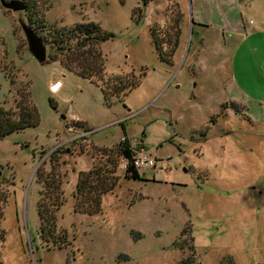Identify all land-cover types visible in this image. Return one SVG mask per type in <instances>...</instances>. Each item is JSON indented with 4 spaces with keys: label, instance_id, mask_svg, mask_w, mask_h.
I'll list each match as a JSON object with an SVG mask.
<instances>
[{
    "label": "rangeland",
    "instance_id": "1",
    "mask_svg": "<svg viewBox=\"0 0 264 264\" xmlns=\"http://www.w3.org/2000/svg\"><path fill=\"white\" fill-rule=\"evenodd\" d=\"M141 7V0H51L46 13L50 26L93 22L113 34L100 46L107 78L134 75L139 84L107 103L97 84L51 61L68 56L50 45L48 61L38 62L25 13L0 2V61L7 55L18 83L31 82L41 115L36 129L0 141V195L8 198L2 263L264 264V0H155L140 19ZM178 16L181 44L170 64L151 28L164 30ZM55 79L64 87L52 95ZM16 99L0 70V107L14 109ZM123 138L137 139L156 166L129 180L118 159L119 183L103 196L101 213L75 212L79 173L108 163ZM57 149L66 176L57 229L70 241L61 249L40 237L36 177L51 171Z\"/></svg>",
    "mask_w": 264,
    "mask_h": 264
},
{
    "label": "trees",
    "instance_id": "2",
    "mask_svg": "<svg viewBox=\"0 0 264 264\" xmlns=\"http://www.w3.org/2000/svg\"><path fill=\"white\" fill-rule=\"evenodd\" d=\"M23 2L27 25L42 39L43 43L50 45L56 52L68 56L66 60L51 57V61H59L68 71L74 72L81 77L97 84L104 95L107 103L113 98L121 99L124 95L135 89L139 80L133 75L126 79L122 77L107 78L105 72V58L100 50L102 43L113 37V34L105 32L96 23L77 24L72 28L60 29L50 26L46 20V13L51 8V0H20ZM155 0H141L142 7L136 14L143 18L145 10ZM183 18L178 16L167 24L166 29L151 28L153 43L160 58L170 64L174 63L176 52L181 44ZM166 47V49H165ZM79 69H75V67ZM0 70L10 79L12 86L17 93L14 109L0 107V141L7 136L25 131L36 129L41 124V115L31 99V82L18 83L17 68L8 63L7 55L0 61ZM80 126V125H79ZM116 150V151H115ZM108 163L94 167L89 171L80 172L75 192V212L85 215H97L102 211V198L115 190L119 183L116 174L119 167V160H124L128 164L125 177L129 180H143L140 170L134 167V153L129 144H119L116 149L110 150ZM116 153V155H115ZM45 154V151L42 152ZM115 155L116 158L113 156ZM61 151L57 149L51 156L50 172L40 168L37 172V183L42 187L40 200L38 203V213L40 217V237L49 245L50 243L64 248L70 245L66 232L59 233L57 229V215L65 204L63 185L65 174H61V167L65 164L60 163ZM111 157H113L111 159ZM110 164V166H109ZM0 227L5 218L4 207L8 198L3 201L0 195ZM4 203V205H3ZM186 233V231L184 232ZM5 234L0 229V240H4ZM50 247V246H49ZM120 261H129L128 256L121 255ZM0 264H4L0 261ZM185 264H188L185 262ZM221 264H235L232 258H225Z\"/></svg>",
    "mask_w": 264,
    "mask_h": 264
},
{
    "label": "water",
    "instance_id": "3",
    "mask_svg": "<svg viewBox=\"0 0 264 264\" xmlns=\"http://www.w3.org/2000/svg\"><path fill=\"white\" fill-rule=\"evenodd\" d=\"M1 5L4 9L12 12H23L25 10L24 4L20 0H0ZM192 24H194V20L192 19ZM25 37L28 42V48L32 55L38 60V62L44 64L48 61V48L43 43L42 39L38 36V34L33 31L27 25H22ZM2 176V172L0 171V178Z\"/></svg>",
    "mask_w": 264,
    "mask_h": 264
},
{
    "label": "built area",
    "instance_id": "4",
    "mask_svg": "<svg viewBox=\"0 0 264 264\" xmlns=\"http://www.w3.org/2000/svg\"><path fill=\"white\" fill-rule=\"evenodd\" d=\"M63 86L64 84L62 80L55 79L49 84V93L52 95H57L61 91ZM71 129L74 130L73 127ZM121 144L130 145L131 150L134 153L133 164L137 170L141 171L143 169L156 166V162L146 154L144 147L140 142H138L137 139L131 142L128 138H123L121 140ZM127 166H128L127 163L123 165L125 170L127 169Z\"/></svg>",
    "mask_w": 264,
    "mask_h": 264
},
{
    "label": "crops",
    "instance_id": "5",
    "mask_svg": "<svg viewBox=\"0 0 264 264\" xmlns=\"http://www.w3.org/2000/svg\"><path fill=\"white\" fill-rule=\"evenodd\" d=\"M168 2H169V0H168ZM154 3V2H153ZM150 5H152V3L150 4ZM150 5H149V7H150ZM161 7V6H160ZM145 12H146V10H145ZM257 32V31H256ZM261 33H263V32H261ZM254 37L255 36H250L249 37V40L250 41H254ZM264 43V40H261V44H263ZM64 87V86H63ZM260 108H262L263 109V106L262 105H260Z\"/></svg>",
    "mask_w": 264,
    "mask_h": 264
}]
</instances>
